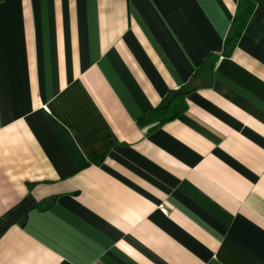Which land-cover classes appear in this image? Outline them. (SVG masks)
Returning <instances> with one entry per match:
<instances>
[{"label":"crops","instance_id":"0c3cea01","mask_svg":"<svg viewBox=\"0 0 264 264\" xmlns=\"http://www.w3.org/2000/svg\"><path fill=\"white\" fill-rule=\"evenodd\" d=\"M0 264H264V0H0Z\"/></svg>","mask_w":264,"mask_h":264},{"label":"trees","instance_id":"16d2710c","mask_svg":"<svg viewBox=\"0 0 264 264\" xmlns=\"http://www.w3.org/2000/svg\"><path fill=\"white\" fill-rule=\"evenodd\" d=\"M252 4L249 2L238 6L230 28L224 41L225 50H230L234 46L237 38L240 36L243 28L245 27L248 18L252 11ZM214 64V58L208 56L202 63L198 72H202V80L207 82L212 66ZM197 83L186 84L177 91H172L166 97L163 98L160 104L146 112L139 119L141 125H160L161 123L170 120L180 114L185 108V95L188 91L195 88Z\"/></svg>","mask_w":264,"mask_h":264}]
</instances>
